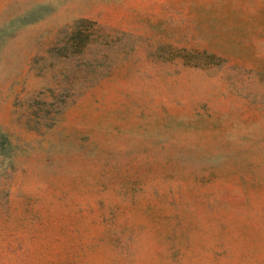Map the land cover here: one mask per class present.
Segmentation results:
<instances>
[{
    "label": "rangeland",
    "instance_id": "374dc122",
    "mask_svg": "<svg viewBox=\"0 0 264 264\" xmlns=\"http://www.w3.org/2000/svg\"><path fill=\"white\" fill-rule=\"evenodd\" d=\"M0 264H264V0H0Z\"/></svg>",
    "mask_w": 264,
    "mask_h": 264
}]
</instances>
